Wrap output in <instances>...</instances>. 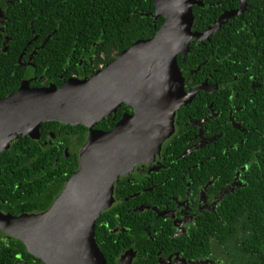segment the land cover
I'll use <instances>...</instances> for the list:
<instances>
[{"label": "trees", "instance_id": "obj_1", "mask_svg": "<svg viewBox=\"0 0 264 264\" xmlns=\"http://www.w3.org/2000/svg\"><path fill=\"white\" fill-rule=\"evenodd\" d=\"M12 1L16 4L0 0V6L9 7L8 20L3 27L5 35L10 34L11 39L9 52L0 53V98L16 93L22 80L30 77L36 79L32 85L35 88H47L51 84L59 87L72 78L90 79L138 41L153 38L164 23L163 17L154 16V0ZM201 1L205 8L195 6L193 9L194 32L205 31L223 11L238 7L237 0ZM2 41L0 37V48ZM35 46L40 48L34 56L31 72L15 71L16 63L9 60L18 59L24 49ZM17 49V58L11 57ZM245 50L254 62L245 64L242 60ZM230 54L242 56L232 64L233 74L238 77V81L233 80L236 87L232 96L240 108L235 119L242 123L244 131L230 126L206 149L207 153L186 152L190 155H185V161L204 162L192 171L194 179L217 177L215 183L221 185L236 178L238 183L222 197L217 213L209 215L214 246L209 243L207 226L200 232L201 240L193 232L183 239V251L194 261L211 257L203 260L207 264H264V0H248L244 14L230 19L209 40L200 44L194 41L185 62L182 63L179 56L178 63L184 75L201 66L196 77L200 81L214 68H219L216 81L223 82L228 75ZM250 74L256 76V84L260 85L256 90L252 88ZM244 79H247L245 85ZM236 96L239 98L235 99ZM127 109L123 106L122 110ZM122 110L115 121H111V117L98 127L112 130ZM49 130L55 135L54 139L48 135ZM86 136L84 126L49 122L42 126V143L21 137L1 153L0 205L4 204L1 209L15 215L47 211L78 170L77 152L66 159L62 151L70 144V139L73 148H80ZM46 140L51 143L43 145ZM185 150L187 146L180 154ZM200 223L207 225V217L203 216ZM2 234L0 232V264H43L28 253L20 240L2 242ZM114 238L108 231L103 232L100 220L97 221L96 240L109 264H116L126 249L115 245ZM211 247L216 258L210 256ZM139 255L134 264L144 260V256Z\"/></svg>", "mask_w": 264, "mask_h": 264}, {"label": "water", "instance_id": "obj_2", "mask_svg": "<svg viewBox=\"0 0 264 264\" xmlns=\"http://www.w3.org/2000/svg\"><path fill=\"white\" fill-rule=\"evenodd\" d=\"M222 15L205 32H194L197 0H154L155 18L164 23L153 38L138 41L90 79L72 78L61 86L32 88L29 83L0 99V145L19 135L38 139L44 123L84 126L89 137L80 167L46 211L14 217L0 213V229L20 240L43 264H109L96 240L97 221L114 204L115 184L135 167L160 157L175 130L177 112L193 94L185 91L178 57L186 58L194 40H208L229 19ZM126 104V115L109 132L94 127ZM128 251L119 264H133Z\"/></svg>", "mask_w": 264, "mask_h": 264}, {"label": "flooded vegetation", "instance_id": "obj_3", "mask_svg": "<svg viewBox=\"0 0 264 264\" xmlns=\"http://www.w3.org/2000/svg\"><path fill=\"white\" fill-rule=\"evenodd\" d=\"M5 1L7 4H16L13 3L12 0ZM237 1V8L223 11L218 19L229 11L239 10L241 8V2L240 0ZM246 2L247 9L248 0ZM1 4L2 2H0V5ZM203 6L200 7L203 8ZM8 9V6H0V37L3 40L1 42L0 53L3 54L9 52V44L11 41L10 34L5 35L6 29L3 27L8 20L6 16ZM245 11L240 15L244 14ZM218 19H216L211 26H213ZM211 26H208L205 31ZM37 39L38 36L34 39L36 43ZM34 41L30 42L29 46H32ZM194 41L200 44L206 40ZM40 46H35L32 49L31 47L26 48L23 52L19 53L18 59L9 60L14 64L16 63L15 71L24 72L28 70V72H31L30 68L34 67V56L37 54V50ZM18 50L19 49H17L11 57L17 58ZM242 56V60L246 62L245 64L254 62V58H252L246 50ZM180 57L182 58L181 62L184 63L186 58H183L182 55H180ZM240 58L231 54L228 56L227 61L229 68L227 67V70H229L223 82L216 81V74L220 72L219 68H214L203 81L196 79L202 69L201 66L196 70H190L186 75H184L183 70H181L185 78V91L187 93L194 90L197 91L193 94L188 104L177 112L173 135L164 142L159 158L155 157V159L149 160L147 163L139 164L135 167L133 172L120 177L115 184L114 204L110 209L105 211L99 219L101 230L103 232L108 231L111 236L115 237L113 241L114 244L117 246L123 245V248H126L119 256L116 264H119L123 255L128 251H133L136 254L133 264L137 261L138 257H140L139 254L144 256V260L137 264H207V262H203V260L206 261L211 259L209 256L197 261L187 258L183 251L184 246L182 241L186 236H190L192 232L200 240L203 238L200 232L211 223L212 220L209 215H215L217 213V208L221 206V202L223 201L222 197L231 192L238 182L235 178L233 181L221 182V185H219L215 183L217 177H195L196 179H194V177H192V171L200 167L204 162L199 164L195 161L193 163V160L187 162L185 158L187 155H190L187 153H207L208 151H206V149L211 148L217 138L224 135V130H229L230 126L242 132L244 131L242 129V123L238 122L237 118L235 119L240 108L237 107L232 96L235 93L236 87L233 80L238 81L237 75L233 74V69L235 67H233L232 64L235 61H239ZM258 62H260L259 59ZM104 68H101V70ZM250 75L252 78V88L256 90L260 85L256 84V76ZM35 80V78L30 77L22 80L21 85L29 83L30 87L35 88L32 86ZM246 80L247 79H244L243 81L244 85ZM221 94L225 97L221 98ZM238 98V96L235 97V99ZM123 106L129 109L122 110ZM186 109H188V111H186ZM121 110V117L116 121L115 126L124 116L134 114L132 107L123 104L118 109L117 113L111 116V121L117 119L118 113H120ZM181 112L184 113V116H180ZM187 112L189 113L188 115H186ZM111 117L106 118L104 121ZM99 124L94 127L95 131L109 132L115 128L114 126L112 130H104L98 127ZM42 126L38 139L19 135L9 142V146L3 148V146L0 145V154L9 150L21 137L31 138L38 143H42ZM89 134L90 131L87 129L85 143L88 140ZM48 135L52 136V139L55 138V135L50 130ZM72 141L73 140L70 139V144L62 151L63 157L69 159L74 152H77L79 169L80 153L85 143L80 148H73ZM49 143H51V141L46 140L43 145H48ZM186 146L187 150L180 154V151H183ZM181 158H184L183 161L180 160ZM3 205L4 204L0 205V213L4 215L18 217L26 214H39L21 212L15 215L3 211L1 209ZM203 216L207 217V225L204 226L200 223ZM209 227H211L210 229L212 230L213 226H208L210 233L209 243L213 247L215 244L214 237H210L212 236V232H210ZM0 232L3 233L1 236L2 242L6 243L8 240L14 239L1 229ZM212 247L210 256L216 258Z\"/></svg>", "mask_w": 264, "mask_h": 264}]
</instances>
